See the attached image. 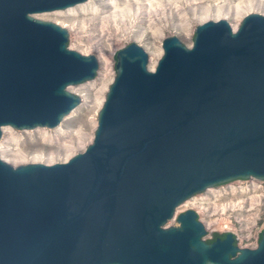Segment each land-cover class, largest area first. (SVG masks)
<instances>
[{"label":"water","instance_id":"water-1","mask_svg":"<svg viewBox=\"0 0 264 264\" xmlns=\"http://www.w3.org/2000/svg\"><path fill=\"white\" fill-rule=\"evenodd\" d=\"M86 0H0L3 127L53 128L81 102L69 86L93 79L96 55L38 16ZM155 70L132 42L92 141L67 161L13 165L0 154V264H264L233 232L213 241L196 194L237 179L264 180V15L236 30L197 25L192 46L171 35Z\"/></svg>","mask_w":264,"mask_h":264},{"label":"rangeland","instance_id":"rangeland-1","mask_svg":"<svg viewBox=\"0 0 264 264\" xmlns=\"http://www.w3.org/2000/svg\"><path fill=\"white\" fill-rule=\"evenodd\" d=\"M256 1L254 0V2ZM100 2H103V0H100ZM73 7H76V5ZM73 7L72 9L68 8L66 13L48 12L40 13L38 16L61 22V25L66 24L72 22V20L82 18L81 15H71L70 12L81 13L83 8L76 7L73 9ZM88 7L91 8V6ZM258 7V11L255 12H264L262 5ZM172 11L176 12L174 9ZM177 18L173 19L172 14L168 15V27L164 32L153 33L146 28L141 42L132 38L133 30L138 27H124L121 34L113 35V40H109L108 37L92 38L89 34L97 30L92 26L84 29V31H81L83 30L82 26H78L73 34L70 32L69 46L81 52L96 55L100 62L98 72L93 79L75 84L85 87L84 100L82 99V102L73 110L67 120L64 119L61 122L63 126L60 132L54 130L56 127L47 128L51 135L48 139H43L41 131L29 133L15 128L18 138L15 141L6 136L11 152L1 156L10 159L18 165L31 162V157L34 154L41 153L44 156L42 163L51 164L63 162L72 155L84 151L92 141V135L94 136L100 100L103 96H106V93L104 95L103 86L110 83L116 75L115 60L117 52L132 42H136L144 48L148 47L150 50L158 51L163 42L160 35L164 36V38L176 35L185 45L192 46L194 31L198 25L197 22L193 21L188 24L189 31L177 30V24H180L176 20ZM229 22L231 25L236 24L237 19L234 14L230 17ZM143 27L146 26L143 25ZM110 31L113 32V29H110ZM122 37L124 38L122 39ZM148 65L150 67V60ZM255 186L257 188H254ZM195 198L202 202L204 206L200 213L196 209L194 210L208 229L205 235L206 239L211 238L215 231L233 232L239 246L255 247L258 244V237L264 223V180L254 178L237 179L198 193L193 199ZM240 200H243V202L240 203ZM187 209L191 208L182 204L178 208L176 215L168 221V224H178L179 214ZM224 224H228L227 229H224Z\"/></svg>","mask_w":264,"mask_h":264},{"label":"bare ground","instance_id":"bare-ground-1","mask_svg":"<svg viewBox=\"0 0 264 264\" xmlns=\"http://www.w3.org/2000/svg\"><path fill=\"white\" fill-rule=\"evenodd\" d=\"M75 5L76 7H82L83 11L81 13L70 12L71 15H81L82 18L62 24V26L67 27L70 30L71 34L74 33L78 26H82L83 30L81 31H84V29L92 26L95 30L97 29L96 31H93L89 34L92 38L108 37L109 40H113V35L121 34L124 30V27H138L137 29L133 30L132 38H135L136 41L141 42L143 40V35L145 34L146 28L149 29V32L153 33H157L158 31L164 32V30L168 27L167 21L169 14H172L173 19L178 17L176 20L179 21L180 24H177V30L183 29L186 31H189L188 24L192 23L193 21L197 22L198 25L205 23L208 20L219 21L221 18L227 19V21H229L230 17L234 14L236 16L237 22L236 24H232V27L234 30H236L242 19L247 14L258 13L255 11H258L257 9H259L258 6L260 5H262L264 8V0H257L256 2H254V0H103V2H100V0H86ZM73 6L68 8L72 9ZM88 6H91V8ZM76 7H73V9ZM68 8H65V10L57 9L49 12L66 13L68 12ZM173 9L176 12L172 11ZM261 14L264 15V12ZM57 23L61 24V22ZM143 25L146 27H143ZM110 29H113V32H111ZM140 36L142 37L140 38ZM160 36L161 40L163 41L165 39L164 36ZM123 38L124 37H122V39ZM146 48L147 51L149 50L151 55L150 69L155 70L158 61L163 54V47L161 46L158 51L150 50L148 47ZM82 53L87 54V52ZM104 60L106 61L105 58ZM104 60L103 64L105 63ZM111 82L103 86L104 95L107 93ZM69 89L72 93L80 95L84 100L85 87L74 84L69 86ZM104 98L105 97L103 96L100 100L99 109L103 104ZM73 110L64 119L67 120L71 116ZM62 126L63 124L60 123L58 126H56V128H53H55L54 130L56 132H60L62 130ZM95 126H97V121H95ZM47 128L48 127H37L33 130H23L29 133L41 131L43 139H48L51 135L49 133V129ZM6 136H9L10 139L16 141L18 138L16 129L10 125L3 127V135L2 139L0 140V153L2 156L11 152V149L8 146L9 143L6 141ZM92 139L93 135L91 137V140ZM43 158L44 156L41 153H36L31 157V162L42 163ZM3 159L13 165H16L15 162H12L6 157ZM254 188H257V186ZM193 198L186 200L183 205H187L192 209H196L199 213L202 212L204 209L202 202H199L196 198ZM239 202L241 203L243 200H240Z\"/></svg>","mask_w":264,"mask_h":264},{"label":"trees","instance_id":"trees-1","mask_svg":"<svg viewBox=\"0 0 264 264\" xmlns=\"http://www.w3.org/2000/svg\"><path fill=\"white\" fill-rule=\"evenodd\" d=\"M227 234V232H219V231H215L213 234H212V237L209 238L208 240L209 241H213L215 240L216 238L218 237H225ZM262 236V232L259 234V239L261 238ZM236 243H237V239H236Z\"/></svg>","mask_w":264,"mask_h":264},{"label":"built area","instance_id":"built-area-1","mask_svg":"<svg viewBox=\"0 0 264 264\" xmlns=\"http://www.w3.org/2000/svg\"><path fill=\"white\" fill-rule=\"evenodd\" d=\"M226 226V227H225ZM228 228V224H224V229H227ZM262 230H264V223H263V225H262V229H261V232H262ZM259 238V237H258ZM258 238H257V241H258Z\"/></svg>","mask_w":264,"mask_h":264}]
</instances>
